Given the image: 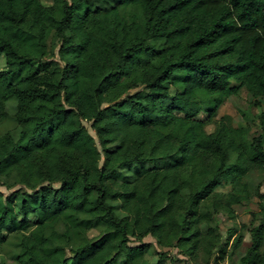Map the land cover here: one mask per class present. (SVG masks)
Wrapping results in <instances>:
<instances>
[{
  "label": "trees",
  "instance_id": "1",
  "mask_svg": "<svg viewBox=\"0 0 264 264\" xmlns=\"http://www.w3.org/2000/svg\"><path fill=\"white\" fill-rule=\"evenodd\" d=\"M94 1L0 0V125L15 99L21 127L0 137V255L20 234L16 264H166L151 235L224 259L218 215L257 197L240 264H264V137L215 118L243 88L264 100V0Z\"/></svg>",
  "mask_w": 264,
  "mask_h": 264
},
{
  "label": "rangeland",
  "instance_id": "2",
  "mask_svg": "<svg viewBox=\"0 0 264 264\" xmlns=\"http://www.w3.org/2000/svg\"><path fill=\"white\" fill-rule=\"evenodd\" d=\"M117 0H107L104 2L94 1L93 7H111ZM45 6H52L54 0H43ZM6 68V57L3 54H0V70ZM134 92V91H132ZM17 101L12 99L8 102L6 106L7 118L0 125V137L5 133H11L18 138L21 127L16 121V111H17ZM264 112V100L262 97L252 96L251 93L243 88L239 94L231 95L226 97L223 104L220 106L215 118L217 121L225 119L232 126L236 128L245 127L248 128L252 134H261L264 137V130L261 125L262 114ZM199 119H207V115L201 113L198 116ZM85 126L89 129L90 133L95 136V132L91 129L89 123H84ZM216 129L214 124H209L207 126V131L209 133L214 132ZM96 137V136H95ZM132 173L129 169H123L119 173V179L122 180L124 176H128ZM256 181L263 179V176L259 173L254 175ZM56 187L59 185L56 184ZM18 188V187H17ZM15 188V189H17ZM232 189L231 185L226 183L224 186L217 189V191L228 193ZM0 190L4 194L8 195L10 193L5 187H0ZM261 192L264 194V183L261 187ZM114 205L116 212L120 216H125L126 213L121 209V202L110 200ZM260 200L257 197L249 201H245L242 204H235L232 208L235 209L234 217L229 216L227 213H220L217 217V231L222 235V247L226 246V256L224 259H219V254L215 250L213 255L208 259L200 256L199 258L191 259L187 255L183 254L178 248H164L158 245L157 240L148 235L143 238L142 243L151 244L150 249L147 252V259L150 261H156L159 258L158 252H167L169 254V260L166 261V264H240L241 258L246 254L250 245H251V231L254 228V218L259 211ZM34 218V217H32ZM231 229H237L240 235L244 236L243 244L240 248H236L233 245V240H229L228 232ZM206 230V226H204ZM103 231V226H99L96 229H93L89 233V237L97 239L100 237ZM5 234V233H4ZM20 234H13L9 236L7 243L3 248V252L0 255V264H16L15 257L20 252ZM142 243L138 242L136 239H131V246H138Z\"/></svg>",
  "mask_w": 264,
  "mask_h": 264
}]
</instances>
